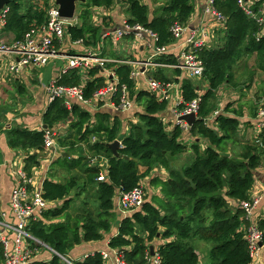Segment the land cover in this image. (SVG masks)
Listing matches in <instances>:
<instances>
[{
  "label": "trees",
  "instance_id": "trees-1",
  "mask_svg": "<svg viewBox=\"0 0 264 264\" xmlns=\"http://www.w3.org/2000/svg\"><path fill=\"white\" fill-rule=\"evenodd\" d=\"M237 1L212 0L214 11L223 18V28L220 32L222 44L213 48L202 47L198 51L204 67L201 79L207 83V89L199 97L193 83L189 80L181 83L179 111L200 98L197 120L189 130L190 145L181 140L183 132L179 126L168 129L161 121L166 102L159 101L145 90H137L130 79L132 69L116 64L108 68L114 73L117 88L124 87L128 97L142 107L137 112L138 123L127 122V134L122 135V116H112L100 109L91 112L76 102L67 109L59 99L51 102L43 114L45 129L15 126L5 131L7 147L26 154L23 171L28 177L39 166L38 154L43 150L45 132L64 123H68L69 134L56 139L59 148L71 151L84 144L93 154L108 160L103 182L97 181L99 171L90 168L85 158L60 160L67 170L78 167L80 175L63 183L44 182L41 198L48 204H62L43 210L39 218L29 222L27 232L34 239L65 258L76 246L100 241L111 228L116 194L140 186L155 168H162L168 173L167 180H157L162 202L155 197L151 202L145 201L137 211L124 216L117 236L109 243L110 249L119 251L127 264H148L149 246L159 235L163 241L170 240L158 245L154 251L160 258V264H200L196 244L201 242L209 247L206 264L251 263L245 240L249 221L239 204L249 200L255 173L264 157V130L258 133V143L241 145L237 156H220L219 153H226L230 145L238 143L236 136L243 124L238 118L239 112L229 105L221 112L216 109L217 93L222 87H247L253 81V71L242 78L241 84L235 80V68L245 55L252 56L256 70L264 73V31L256 20L243 14ZM49 2L10 0L5 7V31L12 34L14 40L22 39L32 28L45 22ZM116 4L126 7L129 25L140 26L156 35L157 48L172 44L171 27L174 24L184 26L193 13L192 0H168L153 14L141 0H87L85 5H79L83 11L78 14L77 23L66 27L64 42L69 53L85 54L100 48L102 28L91 24V11L108 10ZM263 4L264 0H255L254 11L262 10ZM75 44L80 49L74 47ZM61 50L67 52L66 48ZM156 61L176 64L175 59L165 55ZM100 73L98 68L88 70L83 76L71 72L64 75L58 84L84 86V98L90 99L105 85ZM153 74V80L164 85L171 83L163 69L157 68ZM19 93H22V88ZM115 140H120L118 151L128 160L112 156L107 145ZM188 152L192 155L190 162L180 171L172 169V161ZM139 167L144 169L143 173L139 172ZM73 191H77V197L84 194L80 207L73 206ZM91 191H95L98 206L90 204ZM254 225L261 233L260 242L264 246V218H257ZM3 261L0 248V264ZM37 264L62 263L52 254L49 262ZM74 264L104 262L101 254L94 252Z\"/></svg>",
  "mask_w": 264,
  "mask_h": 264
},
{
  "label": "crops",
  "instance_id": "crops-1",
  "mask_svg": "<svg viewBox=\"0 0 264 264\" xmlns=\"http://www.w3.org/2000/svg\"><path fill=\"white\" fill-rule=\"evenodd\" d=\"M167 1L168 0H163L160 2L158 0H152L151 3V0H141V2L149 8L151 14H153L155 11H158ZM192 4L193 13L188 22L184 26H182L183 30L180 37L176 40L173 39V43L169 46H164L168 47L169 49V52L164 55L169 57L171 56L173 59H175L176 63L177 61L179 63L181 53L189 49V40L192 34L194 39L202 41L204 40L205 47L213 48L222 44V36L220 32L223 28V24L216 18L215 15L211 14L208 11V0H192ZM119 6L121 5L116 4L114 6L115 8H111V12H109V10L111 9L103 10L102 14L104 13V11L108 12L106 13V15L103 14L104 18L95 25L102 28V34L105 32H113L119 30L120 28H123V23L127 22L128 17L125 12L126 7L120 8L122 9L123 14L118 15L117 9ZM262 9H264V4L262 5ZM102 21L106 23V27L101 24ZM203 31L207 35L206 39H203V37L201 36V33ZM0 37L6 39L7 42H11L12 40H14L13 35L6 32L5 28L2 31ZM105 44H107V47H105ZM116 44L117 45H114L111 40H106L102 44V57L107 58L108 60H110V62H114L109 63L108 67L111 64L125 65L129 66L132 69V72H136L137 76L133 80V82L135 83V87L137 90H145L146 92H148L147 83L149 80H153L152 75H154L153 72L157 68L163 69V71L167 75V78L171 81V83L166 84L165 88V92L168 96L167 101L162 100L159 95H157L158 97L155 95L159 101L166 102V110L163 114L160 115V119L168 129H171L175 126V118L172 113V109L178 99L182 100V81L189 80L191 83H193L196 86L198 94H203L204 91L207 89V83L204 82L201 78H192L184 72L180 71L179 69L175 68L174 65L162 63L168 66L144 68L143 64L145 62L149 61L158 63L156 60L160 57L155 56L156 43L153 39H150L147 34H142L141 38H137L135 34H130L124 36L123 39ZM76 46H78V44L74 45V47ZM62 48L65 49L64 47ZM76 48L80 49L79 47ZM62 66L63 65L60 61L53 60L44 68L26 70L16 80L0 81V92L4 91L6 93L4 102L2 105H0V219L5 222L11 223L15 221L14 215L12 214L10 209V197L11 191L17 186L19 181L16 176V173L20 170H23V158L26 155L24 152L12 151L7 147L5 131H8L11 127H21L22 125V127H26L30 130H39L42 128L45 129V126H43L42 119L43 114L45 113L50 104L48 101V95L46 93L45 86L50 80L57 79L59 81L64 76V74H62ZM113 78L114 80L116 79L115 76ZM16 81L24 82V85L26 86L27 90L23 89L22 93L24 92V90L25 93L28 92V96L27 94L26 96L28 97L27 100L29 103L25 104L24 115H11V117L8 118V102H10V100L8 101V92L15 89V87L17 88V85L15 86ZM197 81H200V85L202 87L197 84ZM19 88H22V86H19ZM252 88L254 89V91ZM246 89L243 86H240L237 88V91L235 90L234 92H230L231 95L227 96H224L223 93L221 94L220 89L217 93V95L221 97L220 103H217L219 97L216 101V109L218 110V112L223 111L224 108L228 105L232 110H236L237 112H239L238 118L243 125L239 129V132L236 136V140L238 142L237 144L240 145L258 143L257 136L259 132L257 128V115L260 108L264 106V88L260 92L261 95L256 94L258 90L255 86V82L250 87L248 92L246 91ZM242 90L243 93L241 92ZM136 104L137 103H134V106L131 108V110L123 113H115L108 107H101L99 109L103 112L108 111L112 114V116L119 115L124 117L131 116L130 112L135 109L136 106H138ZM245 105L251 107V109H247ZM140 111L138 110L135 112L136 116L137 112ZM128 112L130 113V115ZM127 120L128 122H130L131 118H128ZM125 124V126L124 123L122 124V135L128 133L127 123ZM123 130H125L126 132L123 133ZM52 132L54 133V145L51 149L47 151L42 150L41 153L38 154L39 166L38 168L32 171L31 188L33 192L41 191L42 186L46 180H51L56 183H63L72 176L80 175L79 170H77V174H69L68 172L70 170H76L78 169V167H74V169L67 170V168L60 162L62 158H67L68 161L77 160L78 157L85 158L86 160H88L87 164L90 168L97 169L99 171V174H106L108 160L106 158L93 154L89 147H87L88 153H85L83 151L86 150L84 148V145H79L80 147L77 146L71 151H69L68 148L66 149L64 147H58L56 139L58 137L67 136L69 134L68 123H64V125L57 126L55 129L52 130ZM181 140L187 145L191 144L192 139L189 134V131H185L182 133ZM66 150H68L69 153H67ZM229 150L230 148H228V151ZM187 154H190V152H188ZM91 158H97V161H95L94 164H91L89 161ZM179 159L180 158H176L171 163V168L176 171H180L183 166H186L190 162L189 160V162L184 163L183 165L181 164L180 166L177 163ZM139 169H141V171L139 170V172L143 173L144 169L142 167H140ZM167 178L168 173L165 170H163L162 168H155L151 172L149 177L142 180L143 184L148 186V194L147 192H145L147 194V199L145 201L151 202L152 199H154L155 197L162 198V195L160 193V187L157 185V180L165 181L167 180ZM81 182L82 181H79V183ZM251 197L260 198L259 206L254 211L252 215V220L257 218H264V157L262 158L259 169L255 173ZM71 198L74 200V208L80 207L84 198V194L80 195L79 197L75 196V194H72ZM61 204V202L50 203L48 204V207L54 208L57 206H61ZM114 207L115 209L112 213L114 219L113 221H111V228L107 233L103 234V237L100 241L76 246L66 258L59 256L58 254L54 253L53 250H49L46 246H41L45 249V251H42L43 249L37 247L36 251H34V255L31 259L30 264H37L38 262H49L51 260L52 254L56 255L63 261H66L68 259L67 261L73 263L83 260V258L89 253L92 254L94 252H109L111 250L109 247V243L113 237L117 236L121 220L125 216L118 209L116 201L114 203ZM68 213L70 215H73V213L70 211ZM65 217L66 216L60 219V221L63 222ZM166 241L170 240L163 241L158 237L150 245L154 247L155 251L158 245ZM196 245L205 250V255H200V251L196 249L197 254L201 257H207L206 254L209 250V247L207 245L199 243H197ZM205 261L207 262L208 259L206 258ZM260 261L264 262V246H262L260 251ZM206 262H201V264H206Z\"/></svg>",
  "mask_w": 264,
  "mask_h": 264
},
{
  "label": "built area",
  "instance_id": "built-area-1",
  "mask_svg": "<svg viewBox=\"0 0 264 264\" xmlns=\"http://www.w3.org/2000/svg\"><path fill=\"white\" fill-rule=\"evenodd\" d=\"M254 4L255 0L237 1V5L243 14L250 19L256 20L264 31V9L255 12ZM208 5V11L215 15L223 24V18L212 7V0H208ZM45 17V22L41 26L32 28L20 40L7 42L6 39L0 37V81L16 80L26 70L44 68L53 60L62 63V74L64 75L74 72L79 76H83L88 70L98 68L101 71L100 75L106 82L90 99L84 98V86H62L58 84L59 81L57 79H52L45 86L49 103L59 99L63 100L64 106L67 109H70L71 102L75 101L87 110L101 107H108L115 113L131 110L134 102L128 97V92L124 87L117 88L118 82L113 78L114 73L108 68V64L114 62H110L107 58L102 57V44L106 40H111L114 45H117L116 43H119L124 36L130 34H135L137 38H141L142 34H147L150 39L156 42V35L140 26H131L125 22L123 23V28L101 34L100 48L97 51L91 50L85 54H71L69 52H62L61 48L62 43H64L66 27L67 25L75 24L74 20L66 21L61 19L54 0H50L49 7L45 11ZM6 19L7 9L4 8L0 12V35L5 28ZM182 30V26L174 24L171 27L173 39H178ZM201 36L203 39L207 38L204 31L201 33ZM189 41V49L181 53L179 63L177 61L174 67L192 78H201L204 67L202 60L198 56V51L202 47H205L204 40L194 39L192 34ZM168 52V47L155 48V56H161ZM143 66L144 68H153L168 65L148 61ZM136 76V72L133 71L131 72L130 79L133 81ZM165 88L166 85L155 80H149L147 83L148 93L156 96L159 95L162 100L167 101L168 96ZM201 95L198 94L199 97ZM199 97L186 105L182 111L178 110L179 104L182 103L181 99H178L174 104L172 113L175 118V125L179 126L182 132L189 131L190 126L185 122L178 121V118L191 114L197 118L200 103ZM257 120L258 132H261L264 130V106L260 108ZM53 136L54 133L52 131L45 132L44 151L51 149L54 145ZM89 161L91 164H94L97 158H91ZM16 176L19 181L17 186L11 191L10 197V209L15 221L8 223L0 219V248L3 251V264H30L36 247L44 245L27 232V227L30 221L37 219L41 212L49 207L48 203L41 198V191L33 192L31 177H28L23 170L18 171ZM104 180L105 174L100 173L97 181L103 182ZM115 201L118 209L125 216L137 211L145 202L142 185L129 192H118ZM259 203L260 198L254 197L250 201L241 204L245 218L249 221V226L245 231V240L251 260L250 264H264V262L260 261L262 247H259V243H261V233L254 225V222L250 220ZM100 254L104 264H127L124 256L117 250L111 249L109 252H101ZM148 264H160V258L156 255L153 257L149 256Z\"/></svg>",
  "mask_w": 264,
  "mask_h": 264
},
{
  "label": "rangeland",
  "instance_id": "rangeland-1",
  "mask_svg": "<svg viewBox=\"0 0 264 264\" xmlns=\"http://www.w3.org/2000/svg\"><path fill=\"white\" fill-rule=\"evenodd\" d=\"M158 1H163V0H158ZM151 3H152V0H151ZM153 5V4H152ZM124 6L123 5H121V6H119L118 7V9H117V14L118 15H120V14H123V11H122V9H120V8H123ZM115 8V7H114ZM113 8V9H114ZM103 10L104 9H92V13H91V15H92V20H91V24H93V25H96L97 23H99L104 17H103V14H105L106 15V13L108 12V11H104V13L102 14V12H103ZM83 11V9H81V7H79V5H77V8H76V13H75V17H74V22L76 23L77 22V15L78 14H80L81 12ZM112 11V9L111 10H109V12H111ZM101 24H103V26H105L106 27V23L105 22H101ZM62 47H64V48H66L67 49V52H69L68 51V47H67V44L64 42V43H62ZM105 47H107V44H105ZM256 62H255V59L252 57V56H250V55H245L244 56V58L242 59V61H240L239 63H238V65H237V67L235 68V80L237 81V82H239V84H241V82L240 81H242V78H244L245 76H247V74L250 72V71H253V72H255V74H254V76H253V81L250 83V85L249 86H247V87H244L245 89L246 88H248V89H246V91L248 92L249 91V89H250V87L253 85V83L255 82V86H256V88H257V92H256V94H259V95H261L260 94V92H261V90L264 88V73L262 72V71H258V70H256ZM250 70V71H249ZM31 82V81H30ZM197 84L200 86V87H202L201 85H200V81H197ZM17 85V88L15 87V89H13V90H11L10 92H8V101L10 100V102H8V118L9 117H11V115H24V109H25V104H28L29 102H28V92L27 93H25V90H24V92L23 93H19V90H20V88H19V86H22V90L23 89H26V86L24 85V82H19V81H16V83H15V86ZM253 89V88H252ZM27 90V89H26ZM237 91V88H233V89H231V88H229V87H222L221 88V94L223 93L224 94V96H227V95H231L230 94V92H234V91ZM253 91H254V89H253ZM242 93H243V90L241 91ZM26 94H27V96H26ZM222 96V95H221ZM6 97V93L4 92V91H1L0 92V105H2L3 104V102H4V98ZM219 97V99H218V101H217V103H220V99H221V97L220 96H218L217 95V98ZM136 105H138V104H136ZM246 106V105H245ZM257 106H258V104H257ZM247 107V109H251V107H248V106H246ZM261 107V106H260ZM142 109V107H140V106H136V108L135 109H133L130 113H131V116H124V117H122V119L124 120L123 121V123H124V126L126 125L125 123H127L128 122V118L130 119L131 118V120H130V122L131 123H133V124H137L138 123V120H137V116H136V111H140ZM97 110H99V108H92V109H90V111H97ZM249 110H248V112H249ZM22 112V113H21ZM129 113V112H128ZM130 113H129V115H130ZM128 117V118H127ZM21 125V124H20ZM61 125H64V124H61ZM23 126V125H22ZM126 131L125 130H123V133H125ZM192 141V140H191ZM82 145H84V144H82ZM85 147V149L86 150H83L85 153H88V151H87V147H86V145H84ZM78 147H80V146H78ZM228 148H230V150L228 151L227 150V152L226 153H229L231 156H237L239 153H240V151H241V145L240 144H236L235 146H233V145H230ZM227 148V149H228ZM192 157V155H191V153L190 154H184V155H182L181 157H180V159H179V161L177 162L178 163V165H180L181 166V164L183 165L184 163H187V162H189V160H190V158ZM140 168V167H139ZM78 169H76V170H70L68 173L69 174H71V175H74V174H77L78 173V171H77ZM140 171H141V169H139ZM141 185H142V188H143V190H144V194H145V200L147 199V194H148V191H147V185H145V184H143V182L141 183ZM146 188V189H145ZM75 192H77V191H73L72 192V194H75ZM145 192H147V194L145 193ZM251 192H252V190H251ZM87 193H89V192H87ZM97 196L95 195V191H91L90 193H89V200H90V204L91 205H93V206H98L99 205V203H98V201H97V198H96ZM149 197V196H148ZM254 197H251V193H250V198H249V200L248 201H250L251 199H253ZM259 198V197H258ZM160 201L162 200L161 198H158ZM162 202V201H161ZM243 202H241L240 204H239V206L241 207V204H242ZM259 206V205H258ZM40 217V215L37 217V218H39ZM244 217H245V215H244ZM246 219V218H245ZM250 220L251 221H255V220H257V219H254V220H252V217H250ZM199 244H204V245H206L205 243H203V242H201V243H199ZM197 246V250L198 251H200V255H205L204 254V252H205V250H203V248H201V247H199L198 245H196ZM41 249H43V247H40ZM198 256L199 257V262H200V264H201V262L202 263H204V262H206L205 261V259L207 258V257H201V256ZM201 259V260H200ZM68 260V259H67ZM68 262H70V261H68ZM61 263L62 264H67L65 261H63V260H61ZM71 264H74V262L72 263V262H70Z\"/></svg>",
  "mask_w": 264,
  "mask_h": 264
},
{
  "label": "water",
  "instance_id": "water-1",
  "mask_svg": "<svg viewBox=\"0 0 264 264\" xmlns=\"http://www.w3.org/2000/svg\"><path fill=\"white\" fill-rule=\"evenodd\" d=\"M9 2L10 0H0V12L7 6ZM54 3L57 6L59 17L66 21H72L75 17L77 5H85L87 3V0H54ZM196 120L197 118L193 114L188 116H181L178 118V121L185 122L188 126H190V128L196 122ZM120 144L121 142L119 140H115L114 142L108 144L107 147L111 151V154L114 158L116 159L122 158L123 160H128L127 157H123L119 153L118 150L120 148ZM219 155L223 157L230 156L229 153H219ZM190 184L192 188L195 189V186L192 183ZM157 237H159V235H157ZM259 247H262L261 243H259ZM48 249L50 250V248ZM149 251H150V256H154L155 253L153 246H149ZM65 262L70 264L67 260Z\"/></svg>",
  "mask_w": 264,
  "mask_h": 264
},
{
  "label": "bare ground",
  "instance_id": "bare-ground-1",
  "mask_svg": "<svg viewBox=\"0 0 264 264\" xmlns=\"http://www.w3.org/2000/svg\"><path fill=\"white\" fill-rule=\"evenodd\" d=\"M43 129V128H42ZM150 257H153V256H150Z\"/></svg>",
  "mask_w": 264,
  "mask_h": 264
}]
</instances>
